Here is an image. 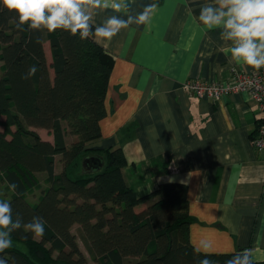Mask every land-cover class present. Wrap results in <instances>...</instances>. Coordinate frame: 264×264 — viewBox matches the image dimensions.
Returning <instances> with one entry per match:
<instances>
[{
	"label": "trees",
	"instance_id": "1",
	"mask_svg": "<svg viewBox=\"0 0 264 264\" xmlns=\"http://www.w3.org/2000/svg\"><path fill=\"white\" fill-rule=\"evenodd\" d=\"M16 22L0 6V181L7 193L0 192V200L11 203L22 223L41 217L45 235L33 240L23 228L14 232L12 247L0 254L8 264H88L72 232L76 225L98 264H198L205 254L214 264H227L236 255L250 257L245 250L196 253L188 187L164 183L138 198L123 175V150L92 146L102 137L114 58L92 37L81 41L27 26L19 31ZM31 66L37 71L23 78ZM34 129L49 131L54 142ZM90 156L103 160L100 171L84 173ZM36 188L41 192L31 203L28 195Z\"/></svg>",
	"mask_w": 264,
	"mask_h": 264
},
{
	"label": "crops",
	"instance_id": "2",
	"mask_svg": "<svg viewBox=\"0 0 264 264\" xmlns=\"http://www.w3.org/2000/svg\"><path fill=\"white\" fill-rule=\"evenodd\" d=\"M106 2L107 9L85 8L96 27L156 7L150 26L132 23L101 45L114 67L102 137L92 146L123 150V175L138 198L164 183L185 184L197 249L245 250L253 263L264 262V152L253 143L264 115L248 93L212 101L182 90L194 79L228 82L234 72H254L231 59L222 25L199 21L202 8H219L216 0H115L127 5L121 12ZM34 130L54 142L49 131Z\"/></svg>",
	"mask_w": 264,
	"mask_h": 264
},
{
	"label": "clouds",
	"instance_id": "3",
	"mask_svg": "<svg viewBox=\"0 0 264 264\" xmlns=\"http://www.w3.org/2000/svg\"><path fill=\"white\" fill-rule=\"evenodd\" d=\"M216 3L219 8L201 9L199 21L209 28L222 25V37L233 41L230 48L231 59L241 67L247 66L254 72H259L264 68V0H216ZM84 5H90L94 9L109 7L106 0H0V6L15 14L16 28L19 31H25V26L29 31H63L72 37L78 36L81 41L92 37L99 45L110 43L132 23L150 26L156 7L149 5L135 17L128 16L127 20L113 15L102 26L94 28L91 23L92 15L85 10ZM126 7V4L116 3L115 0L111 4L116 12H121ZM36 71V67L31 66L28 75L23 78H30ZM10 187L15 190L16 185L12 184ZM44 225V220L38 216H33L27 223L14 219L11 203L0 200V254L12 247V234L18 229L23 228L31 234L33 240H37L45 235ZM194 251L200 253V249ZM0 264H8L2 255ZM198 264L214 262L205 254ZM227 264H251V258L244 254L236 255Z\"/></svg>",
	"mask_w": 264,
	"mask_h": 264
},
{
	"label": "built area",
	"instance_id": "4",
	"mask_svg": "<svg viewBox=\"0 0 264 264\" xmlns=\"http://www.w3.org/2000/svg\"><path fill=\"white\" fill-rule=\"evenodd\" d=\"M182 90L186 94L212 101H220L231 95L248 93L257 102L259 110L264 115V68L259 72L252 73L234 72L228 82L194 79L183 84ZM253 143L257 151L264 152V120L257 130Z\"/></svg>",
	"mask_w": 264,
	"mask_h": 264
},
{
	"label": "rangeland",
	"instance_id": "5",
	"mask_svg": "<svg viewBox=\"0 0 264 264\" xmlns=\"http://www.w3.org/2000/svg\"><path fill=\"white\" fill-rule=\"evenodd\" d=\"M46 50H47L46 51L47 52V56L50 59V51L47 49V47H46ZM39 132H40V135H42L44 137H46L47 135H49L45 131H39ZM69 138L70 139L68 141H73V138L71 139V136ZM56 159H57L56 160V164H57L56 165L57 166L56 169H57V172H60V170H62V168H61L62 167V164L60 163V157H57ZM43 178H44V176H41V179H43ZM42 185H45L44 182H43ZM5 186H6L5 183H3V182L0 181V192L2 193V195H6L7 194L6 191H5ZM40 190L41 189L36 188L33 193H30L28 195V201L31 202V203L37 202L38 197H39L40 192H41ZM72 232L77 236L78 245H79L82 253L86 257V259L88 261V264H98L93 259V257L90 255V253H89V251H88V249H87V247L85 245V241L83 239V234H82L81 230L79 229V227H74L73 230H72Z\"/></svg>",
	"mask_w": 264,
	"mask_h": 264
},
{
	"label": "water",
	"instance_id": "6",
	"mask_svg": "<svg viewBox=\"0 0 264 264\" xmlns=\"http://www.w3.org/2000/svg\"><path fill=\"white\" fill-rule=\"evenodd\" d=\"M103 160L98 156L87 157L83 161V170L84 173H93L100 171L103 168Z\"/></svg>",
	"mask_w": 264,
	"mask_h": 264
}]
</instances>
